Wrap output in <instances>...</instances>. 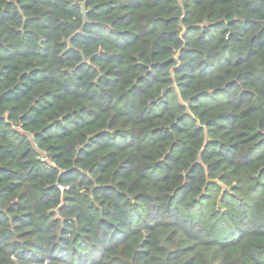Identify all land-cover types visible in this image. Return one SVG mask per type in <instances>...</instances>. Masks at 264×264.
<instances>
[{
	"label": "trees",
	"instance_id": "16d2710c",
	"mask_svg": "<svg viewBox=\"0 0 264 264\" xmlns=\"http://www.w3.org/2000/svg\"><path fill=\"white\" fill-rule=\"evenodd\" d=\"M0 264H264V0H0Z\"/></svg>",
	"mask_w": 264,
	"mask_h": 264
}]
</instances>
